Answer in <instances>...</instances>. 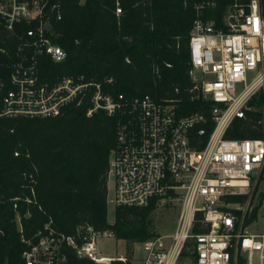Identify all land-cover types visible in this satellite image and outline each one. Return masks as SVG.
I'll use <instances>...</instances> for the list:
<instances>
[{
    "label": "built area",
    "instance_id": "built-area-1",
    "mask_svg": "<svg viewBox=\"0 0 264 264\" xmlns=\"http://www.w3.org/2000/svg\"><path fill=\"white\" fill-rule=\"evenodd\" d=\"M236 7L227 17V30L201 17L194 21L190 74L209 100L210 114L179 116L174 105L149 94L110 92L114 77L43 79L42 57L56 62L67 57L52 40V19L62 18L60 3L0 0V117H55L69 105L84 104L88 115L120 114L108 172L116 205L179 202L174 232L142 242V264H185L187 259L190 264H264V232L250 231L264 209V11L260 0ZM254 111L261 113L254 126L261 137L227 136L236 119ZM194 132L207 136L202 146L194 143ZM198 212L208 231L194 230ZM99 237L93 233L78 246V255L93 264L127 261L125 255L98 251ZM64 241L77 246L49 228L23 252L26 264H67Z\"/></svg>",
    "mask_w": 264,
    "mask_h": 264
},
{
    "label": "trees",
    "instance_id": "trees-1",
    "mask_svg": "<svg viewBox=\"0 0 264 264\" xmlns=\"http://www.w3.org/2000/svg\"><path fill=\"white\" fill-rule=\"evenodd\" d=\"M53 1L60 3L62 18L52 19V40L67 57L61 62L42 57L43 79L114 77L110 92L149 94L184 116L210 114V102L190 74L194 21L201 17L227 30L236 5L247 7L250 0ZM260 5L264 11V0ZM87 108L69 105L55 117H0V264H26L23 252L49 228L75 241L77 246L62 244L67 264L94 263L77 252L93 233H109L130 244L159 235L151 218L156 199L148 206L116 205L115 220H109V161L122 116L104 110L88 115ZM260 118L254 111L236 119L227 136L261 137L254 127ZM213 127L211 122L209 130ZM192 136L199 146L207 139L196 132ZM203 219L198 212L195 231L209 230ZM130 255L111 264H132Z\"/></svg>",
    "mask_w": 264,
    "mask_h": 264
},
{
    "label": "rangeland",
    "instance_id": "rangeland-1",
    "mask_svg": "<svg viewBox=\"0 0 264 264\" xmlns=\"http://www.w3.org/2000/svg\"><path fill=\"white\" fill-rule=\"evenodd\" d=\"M197 76L202 78V74L197 72ZM251 78V77H250ZM113 179L109 181V220H115L116 203L114 202ZM180 212V204L176 200H166L157 206L151 213L152 229L159 235H165L174 232ZM264 209L261 210V215L258 221L250 226L252 232H264ZM263 214V215H262ZM97 248L104 256L128 255L134 264H142L145 257V250L142 242L130 244L128 241L118 239L109 233L101 235L97 239ZM185 264H190L189 259L185 260Z\"/></svg>",
    "mask_w": 264,
    "mask_h": 264
}]
</instances>
